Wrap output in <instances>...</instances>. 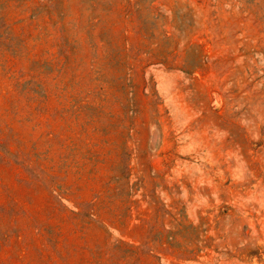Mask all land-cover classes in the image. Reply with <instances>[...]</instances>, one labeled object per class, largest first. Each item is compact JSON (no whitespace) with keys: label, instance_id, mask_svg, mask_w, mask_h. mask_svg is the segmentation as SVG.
<instances>
[{"label":"rangeland","instance_id":"1","mask_svg":"<svg viewBox=\"0 0 264 264\" xmlns=\"http://www.w3.org/2000/svg\"><path fill=\"white\" fill-rule=\"evenodd\" d=\"M0 264H264V0H0Z\"/></svg>","mask_w":264,"mask_h":264}]
</instances>
